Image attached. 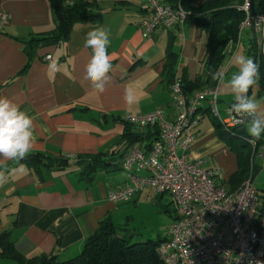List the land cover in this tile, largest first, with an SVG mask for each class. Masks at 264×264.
<instances>
[{
    "label": "crops",
    "instance_id": "obj_1",
    "mask_svg": "<svg viewBox=\"0 0 264 264\" xmlns=\"http://www.w3.org/2000/svg\"><path fill=\"white\" fill-rule=\"evenodd\" d=\"M206 1L194 0L191 6ZM62 4H81L87 15L71 23L66 38L37 47L26 66L25 42L54 29L57 15L50 0H0V15L9 17L7 23H0V97L18 104L34 123V146L29 155L19 163L0 158V170L6 169L8 177L0 186V234L7 233L14 250L23 257L56 253L60 260H66L80 253L104 217L124 226L132 204L151 199L164 205L160 202L164 194L149 187L126 202L108 199L109 191L126 180L118 163L127 152L124 143H117L125 132L121 119L127 113L158 108L173 119L172 92L163 76L167 49L175 54L177 78L193 82L199 75L203 79L207 32L186 19L143 37L141 21L148 13L140 0H63ZM97 27H103L111 41L108 54L112 69L104 93L84 78L92 55V50L84 47L85 36ZM48 54L51 57L45 59ZM248 54L252 55L249 49ZM225 89V84L219 85L217 106L229 95ZM126 92L133 97L132 103L125 102ZM233 102L231 99L219 106L221 117ZM199 114L191 155L205 158L207 167L217 169L216 180L232 190L227 180L237 170L236 156L221 138L222 130L213 123L210 110L201 109ZM139 145L144 143L134 144ZM97 153L107 154V164L87 180L74 164L80 156ZM34 154L52 160L68 157L69 166L32 167L29 157ZM212 158L218 166L210 164ZM135 170L145 174L142 169ZM174 211L175 207L171 210L175 215ZM0 264L17 263L0 257Z\"/></svg>",
    "mask_w": 264,
    "mask_h": 264
},
{
    "label": "built area",
    "instance_id": "obj_2",
    "mask_svg": "<svg viewBox=\"0 0 264 264\" xmlns=\"http://www.w3.org/2000/svg\"><path fill=\"white\" fill-rule=\"evenodd\" d=\"M140 1L148 13L141 21L143 37H150L158 27L170 28L188 18L189 12L180 3ZM252 6V0H242L239 5L245 15L238 35L252 29L256 47L264 53V11L255 12ZM8 19L6 13H1V24ZM50 57L48 54L45 59ZM170 89L176 110L173 119H168L160 108L123 116L124 121L156 127L159 138L147 150L140 146L129 148L121 162L127 180L111 189L108 199L126 202L144 187L171 196L175 215L156 247L164 264H264V196L253 181V165L260 164L264 170V144L251 143L248 176L238 187L228 190L216 180L217 169L207 167L205 158L191 155L193 130L204 106L224 128L241 125L248 118L229 113L232 103L221 117L217 87L195 90L187 96L176 79ZM153 160L157 163L153 164ZM135 167L145 174H138Z\"/></svg>",
    "mask_w": 264,
    "mask_h": 264
},
{
    "label": "trees",
    "instance_id": "obj_3",
    "mask_svg": "<svg viewBox=\"0 0 264 264\" xmlns=\"http://www.w3.org/2000/svg\"><path fill=\"white\" fill-rule=\"evenodd\" d=\"M193 1L194 0H173L170 4L176 5L180 3L182 7L189 12L187 19L194 20L207 32L203 59L204 78L201 79L198 75L193 82L187 81L182 77L177 78L175 73L176 57L170 47L167 49L165 56L163 76L170 91L171 84L177 79L181 85L182 91L187 96L195 90L217 87L218 101L219 82L213 81L209 73L217 70L226 73L228 69L227 66L223 68V70H221V67L225 60L232 58L241 43L244 31L240 36L238 32L239 25L245 15L243 11L239 10V5L242 3V0H207L198 7L191 6ZM50 2L57 15L56 27L42 35H33L28 42H25L24 50L28 57L26 66L29 64L32 54L37 47L55 44L66 38L71 23L86 17L88 12L81 4L63 5V0H50ZM252 5L253 11H264V0H252ZM251 31L253 37L249 39L248 49L254 57L253 61L258 65V94L264 97V53L258 51L255 44V34L252 29ZM229 43H231L230 47ZM202 109L209 110L206 106ZM121 120L125 123V132L117 140V143H124V145H126L125 152H128L129 148L134 146V144L136 145V143H144L142 147L147 150L151 148L152 144L159 138L158 129L156 127H142L124 121L123 117ZM212 120L218 127H223L215 116H213ZM244 123L231 128L223 127L224 129L220 133L221 138L227 142L226 144L235 154L237 160V170L233 172L227 180L233 189L248 176L251 165L252 146L250 145L251 149H248V145L236 144H248L251 139L244 127ZM263 135L264 133H262L261 138L255 142L256 146L264 144ZM237 138H242L243 141L236 142L235 139ZM115 152L116 151H113L111 154ZM105 155L107 156L106 153H97L80 156L74 164V167L80 168L81 175L88 180L98 168L104 167L107 164V160L104 158ZM125 155L122 154L121 157L123 158ZM29 158H31L29 165L32 167H36L37 164H42L48 168L54 165L63 168L68 165V157L55 158V160H52L42 155L34 154ZM122 158L118 160L120 166ZM257 169V165H253V173H255ZM126 180L124 182H126ZM261 190L264 196V188ZM158 194L161 195L164 193ZM163 208L169 216L174 217L168 204L163 205ZM126 225L127 223L124 226L117 225L109 217H104L99 221L98 227L94 233L85 240L80 253L66 260H60L56 253L23 257L14 250L13 245L8 240V234L2 233L0 234V246L3 248L0 251V257L13 259L17 264H164L157 254L156 247L165 237L158 238L157 240H152L150 238L147 240H138L134 235L135 232L127 228Z\"/></svg>",
    "mask_w": 264,
    "mask_h": 264
},
{
    "label": "clouds",
    "instance_id": "obj_4",
    "mask_svg": "<svg viewBox=\"0 0 264 264\" xmlns=\"http://www.w3.org/2000/svg\"><path fill=\"white\" fill-rule=\"evenodd\" d=\"M110 43L109 33L103 27L94 28L86 33L84 47L90 48L92 55L86 65L84 78L99 93L106 91V85L110 81L109 73L112 69L108 54ZM234 62L238 71L232 73L227 83H225L224 72L217 70L209 74L213 81L225 84V87L234 95L235 102L227 111L238 117L248 118L245 127L251 137L249 143L255 144L264 133V109L261 103L248 93L258 79V65L253 59L243 55L235 56ZM125 102H133V97L127 92ZM217 110L219 111V105ZM33 146V119L22 111L18 104L7 97H0V158L4 161L19 163L29 155ZM152 163L156 164L157 161L153 160ZM6 171V169L0 170V186L7 183Z\"/></svg>",
    "mask_w": 264,
    "mask_h": 264
},
{
    "label": "rangeland",
    "instance_id": "obj_5",
    "mask_svg": "<svg viewBox=\"0 0 264 264\" xmlns=\"http://www.w3.org/2000/svg\"><path fill=\"white\" fill-rule=\"evenodd\" d=\"M245 32H249V35ZM252 31L250 28L244 30L241 38V43L239 44L237 50L235 51L234 55L231 59H227L224 61L221 70L227 66V71L225 73V83L231 77L232 73L238 71V68L234 62V57L237 55H243L245 57H249L252 59V55L248 54V47H249V39L252 38ZM220 87L224 84H220ZM219 87V86H218ZM226 88V87H225ZM229 90V89H225ZM221 96V94H220ZM249 96L254 97L261 103L262 109H264V97L258 95V82L251 88ZM222 98V96H221ZM234 99V95L229 90V95L227 97H223L219 102L220 108L223 107L225 102ZM247 122V121H246ZM223 130V127H220ZM236 142H242V138L235 139ZM226 144V143H225ZM236 144H245L248 145V149H251V144L246 143H236ZM227 146V144H226ZM210 164L212 166H218L215 158L210 160ZM258 169L254 173L253 181L258 189L264 188V170L261 169L260 164L257 166ZM222 171L225 173V167H222ZM241 183V182H240ZM238 187V185L236 186ZM160 202L164 205L168 204L170 210H173L175 207L174 201H171L170 195L168 193H164V197ZM130 216L128 217L126 223V227L134 231V235L136 238L141 240H147L148 238L152 240H157L158 238H162L168 232V228L171 222V217L165 212L163 205L156 204L155 200H144L140 203H134L131 206Z\"/></svg>",
    "mask_w": 264,
    "mask_h": 264
}]
</instances>
